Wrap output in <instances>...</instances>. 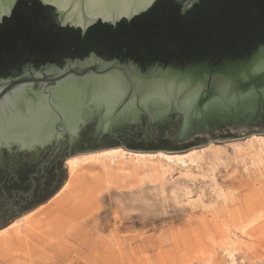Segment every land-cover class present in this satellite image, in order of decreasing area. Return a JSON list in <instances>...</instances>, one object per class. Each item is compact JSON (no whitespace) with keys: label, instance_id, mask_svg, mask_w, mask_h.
<instances>
[{"label":"water","instance_id":"water-1","mask_svg":"<svg viewBox=\"0 0 264 264\" xmlns=\"http://www.w3.org/2000/svg\"><path fill=\"white\" fill-rule=\"evenodd\" d=\"M221 42L222 57L207 62L134 58ZM48 50L67 59L0 81V153L54 157L70 147L50 189L79 136L91 148L83 153L180 152L264 134L254 126L264 118V0H0V53ZM93 134L108 140L88 142Z\"/></svg>","mask_w":264,"mask_h":264},{"label":"rangeland","instance_id":"rangeland-1","mask_svg":"<svg viewBox=\"0 0 264 264\" xmlns=\"http://www.w3.org/2000/svg\"><path fill=\"white\" fill-rule=\"evenodd\" d=\"M254 136L264 134L180 152L120 146L66 158L58 191L69 178L66 160L75 156L118 148L223 150L219 161L198 166L161 162L166 168L157 175L145 167L109 176L96 165L82 185L62 194L63 208L53 203L42 221L22 220L0 241V264H264V154L237 153Z\"/></svg>","mask_w":264,"mask_h":264},{"label":"bare ground","instance_id":"bare-ground-1","mask_svg":"<svg viewBox=\"0 0 264 264\" xmlns=\"http://www.w3.org/2000/svg\"><path fill=\"white\" fill-rule=\"evenodd\" d=\"M205 150H193L187 154L170 155L163 152L158 154L133 153L122 148H118L99 153H88L71 157L66 160L69 178L64 183L62 188L45 204L40 205L33 211L24 215L23 219H17L6 228L0 230V241L5 236H7L10 231L16 230V228L22 224V220H27L29 226L35 225L37 222L42 221L51 214L52 210H50V208H52L53 203L57 205L58 208H63L65 206L64 203L66 202V192L73 189L78 184L82 185L83 181L86 179L88 171L91 168H94L96 165H99L100 168L105 171V174L109 176L124 172L126 169L129 170V172L131 170L132 174H138L143 172L145 167H150L153 175H157L160 172V168L163 170L166 168L161 165V162H164L168 165H178L184 167L187 165L198 166L203 161L206 162V159L212 157L219 161L220 157L223 155V150L219 149L218 147L213 150L211 149L212 151L209 154H206ZM259 150H261L262 154H264V137L254 136L246 147L242 146V148H237V153L241 156H244L253 152L259 153ZM40 210L45 211L40 212ZM227 254L230 260L234 261L233 253L228 252Z\"/></svg>","mask_w":264,"mask_h":264},{"label":"flooded vegetation","instance_id":"flooded-vegetation-1","mask_svg":"<svg viewBox=\"0 0 264 264\" xmlns=\"http://www.w3.org/2000/svg\"><path fill=\"white\" fill-rule=\"evenodd\" d=\"M198 9L193 12V14H196ZM208 29V28H207ZM206 30V29H205ZM202 45H196L193 46L190 45L188 50L182 51L180 53L176 52L174 55L171 56V58H163V57H155L150 56L146 58H140V57H134L135 60L139 62L144 61H175L174 63H185V62H207L210 59H215L217 56L220 58L222 57L225 49L226 43L220 44L219 48H210V46H206L207 44L201 43ZM49 54H48V53ZM45 52V54H39L37 55H25L24 57H21L19 60L15 56L7 57L3 56L0 53V81H7L11 79H18L20 78L24 73L31 70L33 73L34 71L39 72L40 68L46 67V65H53L55 63L65 61L67 59L66 53H60L59 55H51V50H48ZM51 53V54H50ZM120 54L113 53L109 57H119ZM214 57V58H212ZM127 58V57H126ZM145 120V119H144ZM146 123V120H145ZM107 137V138H106ZM92 138H94V134L91 135V138L88 142L92 141ZM95 139V138H94ZM108 136H104L100 139H95L91 143H96L98 141H107ZM85 140H83L82 136H79L76 144L72 146V149H75L77 153H83L81 150L85 149H91L88 147H83L82 144ZM70 147H66L63 151H61L62 154L67 153L71 149ZM51 150V149H50ZM49 155L44 154L41 152L39 155L32 156L31 154L27 153H20L17 156H13L11 153L3 152L0 153V179H17L18 182H21L20 184H17V188L20 187L23 189L24 185L23 181L26 180L27 176L29 179L34 181L35 178L40 177L44 174V172H50L48 177L50 180H48L47 189H50V184L53 179H55V172L53 171V168H57L59 165L58 163H62L63 159L60 160V158H63L61 153L59 155H56L53 157V152L48 151ZM61 154V155H60ZM51 174V175H50Z\"/></svg>","mask_w":264,"mask_h":264},{"label":"trees","instance_id":"trees-1","mask_svg":"<svg viewBox=\"0 0 264 264\" xmlns=\"http://www.w3.org/2000/svg\"><path fill=\"white\" fill-rule=\"evenodd\" d=\"M261 125H264V118H259L254 124V126L263 128L264 126ZM195 141L200 142L201 140ZM195 141H188L178 148L174 147L166 151H179L190 148L194 146L193 143ZM57 169L58 167L53 168L52 172H56ZM49 173L48 171L44 172L43 175L35 178L34 181L27 176L26 180L23 181L24 185L27 186H24L23 189L17 188V184L21 183L17 179H0V230L9 226L10 222L23 212L31 210L37 204L43 205L58 192V189H47L48 180H50V176L48 177ZM35 200H38L36 201L37 204L31 205L33 202L35 203Z\"/></svg>","mask_w":264,"mask_h":264}]
</instances>
